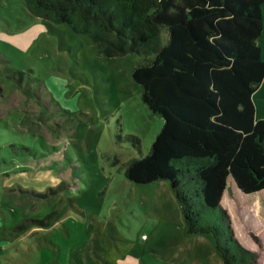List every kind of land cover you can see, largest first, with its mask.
Here are the masks:
<instances>
[{"label": "rangeland", "instance_id": "374dc122", "mask_svg": "<svg viewBox=\"0 0 264 264\" xmlns=\"http://www.w3.org/2000/svg\"><path fill=\"white\" fill-rule=\"evenodd\" d=\"M138 61L97 53L67 24L31 17L24 0H0V233L10 245H30L14 226L50 215L76 251L55 264H223L211 234L187 232L169 180L125 177L163 122L132 77ZM221 205L264 264V190L228 183Z\"/></svg>", "mask_w": 264, "mask_h": 264}, {"label": "trees", "instance_id": "16d2710c", "mask_svg": "<svg viewBox=\"0 0 264 264\" xmlns=\"http://www.w3.org/2000/svg\"><path fill=\"white\" fill-rule=\"evenodd\" d=\"M24 1L31 17L67 24L99 54L140 57L132 77L163 122L125 177L169 180L188 233L211 234L223 264H256L221 199L228 183L244 194L264 190V0ZM49 217L14 229L46 227Z\"/></svg>", "mask_w": 264, "mask_h": 264}, {"label": "crops", "instance_id": "0c3cea01", "mask_svg": "<svg viewBox=\"0 0 264 264\" xmlns=\"http://www.w3.org/2000/svg\"><path fill=\"white\" fill-rule=\"evenodd\" d=\"M55 225V227L50 224L46 227L31 226L22 231L28 239L26 243L30 245H10V239L4 237L7 232L0 233V264H24L26 262L28 264H55L57 259L61 263L68 262L72 255H76V251L72 253L73 245L62 240L59 236V227ZM42 238L45 240L44 244L41 242ZM19 240L24 241L22 237ZM45 252L50 255V259L44 258Z\"/></svg>", "mask_w": 264, "mask_h": 264}]
</instances>
